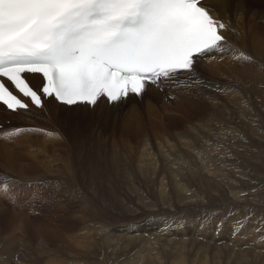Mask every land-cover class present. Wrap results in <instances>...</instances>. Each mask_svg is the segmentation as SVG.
<instances>
[{"label":"bare ground","instance_id":"6f19581e","mask_svg":"<svg viewBox=\"0 0 264 264\" xmlns=\"http://www.w3.org/2000/svg\"><path fill=\"white\" fill-rule=\"evenodd\" d=\"M207 4L212 8L214 17L228 24V29L223 30V32L229 37V48L223 54H217L215 58H206L200 62L197 66V81L193 86L192 79L188 78L181 80L179 83L166 85L163 87V93L147 87L141 100L133 97L112 106H108L105 102H98L99 106H93L92 109L80 105L67 108L48 102L45 108L37 114H33V112H36L35 109L32 113L24 114H8L3 110L0 111V122L4 125V128L0 130V213L4 216L9 212L13 218L7 227L15 232L14 236L9 238H18L17 235H20L18 231L20 230L19 233H21L20 228L23 224L24 213L19 205H10L11 207H9L5 203L8 194L3 192L5 184L11 190L13 185H16L14 179L26 183L28 178H32L30 173L31 170L35 169V166H38L39 163L43 167L47 166L46 152L48 146L61 145L63 141L69 147L65 145L59 151L57 149L53 150L54 156L53 153H50L47 158L48 166L36 178H39L38 183L41 184L54 178L59 185L57 189L54 186L43 185L45 191L52 197L50 199L43 193L40 195L41 200H48V206L44 207L43 212H52L53 217L56 214L64 217L61 214L67 212L68 218L77 219L81 222L82 226L80 227L78 222L80 228L77 231L73 230L75 233H68V236L73 239L71 241L81 244L83 247H89L88 244L94 245L98 251H96L97 253L100 255L106 254L104 257L107 261L104 260L102 264H123L128 259L126 258L128 249V252L133 253L136 249L141 250L145 243H147L145 247L147 254L142 258L141 264H165L164 252L168 253L166 255L168 256L167 260L172 258L171 262L168 261L169 264H189L190 257L199 258V264H208L206 261L208 250H216L212 255L209 254L213 264H264V244H258L264 243V236L262 237L264 228L263 233L262 230L258 233L250 225H246V222L241 219L246 220V215L250 213L245 212V210H242L245 213L243 217L241 214H231L227 218L230 235L234 232L236 235L230 237L229 242L225 241L226 236L220 233L219 230L218 232L215 231L216 227L214 231L207 230L202 221L197 222L196 225H191L188 230L181 229L183 213H201L211 208V206L221 205L222 202L227 205L242 204L249 207V209L264 207V198H262L264 195L254 192L256 189H253L251 185L254 179L262 180L258 177L264 178V140H262L264 136V0H207ZM234 66L236 67L234 68ZM220 68H222L220 74L211 77ZM230 72H232L231 76L234 75L239 80L238 82L231 80V76H228ZM221 76L231 81L234 88L225 86ZM161 79L164 78L161 77ZM38 81L35 80L34 82ZM226 85H229V83H226ZM188 86L195 88L196 91L198 90L200 96H193L194 92H182V90H188ZM203 86H208L212 90H207ZM213 90H216L217 93ZM166 94L174 96L178 104L165 100ZM202 100L206 101V107L201 104ZM201 107H205V112H207L205 114L193 113V117L185 123V127L179 128L180 123L175 118H171V116H180L181 111L203 110ZM144 109L151 112L149 115L150 123L154 124L155 128L151 129V133V130L145 126L146 131L144 132L143 129L142 138L137 140L136 148L140 150L139 158L141 160V168L138 171H140L139 178L147 181L144 180L145 183L140 182L141 189L153 201L150 199L151 203H149L147 198L143 196L144 192L141 193V198L138 200L133 198L132 201L135 204L124 205L122 204L124 201H121L119 203L120 208L124 212L130 213L128 214L129 218L122 222L121 219L106 213L102 208H97V205L95 206L97 198L87 197L88 204L91 207L88 208L97 213L98 220L103 222L101 223L94 218H88L89 216L86 218L87 215L84 214L86 212L85 207L84 210L82 209L83 211L80 210L84 206L85 192L84 195H81V199H83L81 207L73 211L72 203H69L71 194L68 193L66 187L60 184L58 179L69 181L76 188L77 193L90 189L101 200L113 196L112 193L115 195L117 190L114 188L111 191H109L110 189L105 190L101 187L103 183L99 182L103 180L102 178L91 176L87 179L83 176L84 172L76 174L66 166L70 160L68 156L70 158L73 156L72 147L74 144L72 145L68 140L63 124L72 125L75 119H83V121L87 119L92 121V128L101 131L109 124L117 123L119 119L124 117V124L130 127L133 123L131 120L132 115L134 118ZM157 109H160L161 112ZM158 113L166 114L168 119H172V122L179 129L171 132L157 128V123L154 122ZM183 113L188 114V112ZM7 120L9 123L6 124L5 121ZM16 128H22L23 131L17 132L15 131ZM42 130H44L43 133H41ZM40 143L42 147H40ZM83 145V140L82 144L77 145L76 143L77 147ZM96 145L98 146V144ZM152 149H154L155 155H153ZM65 159L67 162L64 165ZM14 163H21L19 164L20 167H15ZM36 175L37 171L34 177ZM77 176L84 178V180L77 179ZM244 177L249 178V180L244 181ZM40 185L37 187L38 192L43 191ZM92 186H95V190L91 189ZM15 187L19 188V185ZM244 189H247V192ZM72 193H74V189H72ZM71 213L72 216L70 217ZM91 214L89 213V215ZM53 217L47 219L48 228L36 224L35 230H32L35 233L34 238H37L35 239L37 240L36 243L41 241V236L44 234L53 235L52 231L54 232V230L49 229L52 228L51 223H56V221H51L55 219ZM154 217L159 222L156 226L149 227L148 225H151V222L148 221ZM253 219L259 221L256 216ZM105 220L112 222L121 220L122 223L120 222L121 226H118L119 228L127 224L128 226L123 230L114 231L119 234L118 237L108 239L106 235L111 224L107 225ZM73 223L75 222L73 221ZM92 223H97L99 227L93 228ZM262 226H264V223H262ZM72 229H75V227ZM175 229L178 230V236H174V240L171 234ZM199 241L212 243V245L207 244L204 246L198 244ZM18 242L17 248L19 249L22 246L23 251L21 248L19 250L23 252L24 258L15 261V251L8 243L6 245V258L7 261L10 260L9 264L41 262L43 257L41 258L40 254H42L45 247L55 250L52 245L54 243L53 238L52 243L51 241L43 243L42 240V244L38 243L36 247L31 241L25 242L19 239ZM219 242L236 243L238 247L251 245L258 248L260 252L255 253L250 246L247 248L249 251L254 252L252 253L253 261L246 257L247 251L232 254L225 247L217 248L216 243ZM75 243L71 244L75 246ZM14 245L15 243H13ZM64 246L66 247V245H63V248ZM196 247L201 249L197 252L203 254H192L191 252H194ZM221 249L223 250L222 253L220 252ZM107 250L111 252L107 253ZM32 252L36 253L35 256L37 254L39 256L35 259ZM189 252L192 255L186 257L185 255ZM55 253H57L56 250ZM79 254L82 255L83 252ZM99 254L97 256H100ZM247 255L251 256L249 253ZM75 257L79 258L78 255H75ZM54 259L49 264H64L65 262ZM92 259L95 263L94 258ZM176 259L177 261L173 263ZM79 262L74 264H80ZM194 262L190 264H194ZM65 264L71 263L67 262Z\"/></svg>","mask_w":264,"mask_h":264},{"label":"snow or ice","instance_id":"6c2138e0","mask_svg":"<svg viewBox=\"0 0 264 264\" xmlns=\"http://www.w3.org/2000/svg\"><path fill=\"white\" fill-rule=\"evenodd\" d=\"M211 12L207 0H0V104L28 110L15 90L37 108L40 93L98 107L196 82L200 62L229 48Z\"/></svg>","mask_w":264,"mask_h":264},{"label":"rangeland","instance_id":"374dc122","mask_svg":"<svg viewBox=\"0 0 264 264\" xmlns=\"http://www.w3.org/2000/svg\"><path fill=\"white\" fill-rule=\"evenodd\" d=\"M235 67L236 66H234V68ZM222 68H220L219 70L214 72L211 75V77L218 76L220 74V72L222 71ZM263 72H264V67H263ZM231 74H232V72H230V74H228V76H231ZM221 78H222V81L225 82L224 83L225 86H229V88L230 87L234 88L231 81L226 80V78L224 76H221ZM231 78H232L231 80L234 82L239 81L235 78L234 75H232ZM194 83L195 82H192V86ZM226 83L227 84L229 83V85H226ZM203 87L207 90H212L208 86H203ZM187 88H188V90H182V92L183 91L194 92L195 94L193 96H200L198 90L196 91L195 88H193V87H191V88L187 87ZM213 91L217 93L216 90H213ZM202 101L203 102L201 104L205 105V107H206L207 106L206 101H204V100H202ZM256 102H258V101H256ZM172 103L178 104V103H176V100L173 101ZM205 107L204 108L201 107L203 110L198 109L195 111L193 109L194 111H191V110L181 111L180 116L179 115L171 116V118H175L180 123L179 128H181L182 126L185 127V123H187V121L190 120L191 117H193V113L194 114L195 113L196 114H198V113L205 114L207 112V111L205 112ZM157 110L159 112H161L160 109H157ZM177 110H179V109H177ZM141 111L142 112L139 115L134 116V118L132 115L131 120L133 123H132V126H130L131 128L129 126H127L126 124H124L125 123V121H123L124 117L119 119L117 121V123H111L107 127L101 129V131L103 130L102 132L99 129L97 130V128L96 129L92 128V121L87 120V119H85L84 121H83V119H80V120L75 119L74 123H73L74 125L73 124L72 125L71 124H69V125L63 124V128H65L64 130H65L66 136L68 137V140L72 143V145L74 144V146H75V147L74 146L72 147L73 148V151H72L73 156L71 158L68 156V159H70V160L66 164L67 161L65 159L63 164L64 165L66 164V166L76 174H80L81 172H84L83 176H85V178H87V179L91 176L95 177V178H102L103 180H101L99 182L103 183L101 185V187L105 188V190L110 189L109 191H111L113 188L115 190H117L115 195L112 193L113 196H110L106 199L101 200L100 198H98V195L93 193L90 189H88L87 191H80L79 193H77L76 188H74V186L69 181H67V180L63 181V180L58 179L60 184L63 187H66L68 189L67 190L68 193H70L72 196V197L70 196V198H69V201L71 199L72 202L70 201L69 203H72L71 206L73 207V209H72L73 211L78 210L81 207V205H82L81 201L83 200V199H81V195H84L86 192V194L84 195V196H86L84 199V206L80 209L81 211H83L84 210L83 208L85 207L86 212H84V214L87 215L86 218L89 216L88 218H94L95 220L99 221L97 218V213L93 212L92 209H90L91 207L88 204L89 202H88L87 197L88 198L90 197L93 199L97 198V204H95V206L97 205L96 206L97 208H100V209L102 208L103 211H106V213H109L110 215H112L114 217H118L119 219L122 220V222L129 218L128 214H130V213L124 212L120 208L121 206L119 203L121 201L122 202L124 201L122 203L124 205L125 204H128V205L135 204L132 200H133V198H135V200H138L139 198H141V193L144 192L143 189H141L142 188L141 183H145V181H146L145 179L141 180L139 178L140 171H138V170L141 168L140 167L141 160L139 158L140 150H138L136 148V143H137L138 139L142 138L143 129H144V132L146 131L145 126L149 130H151V129L153 130L155 128V125L150 123V116L149 115L151 112L148 111L147 109H144ZM183 112H188V114H185ZM77 114H79V113H77ZM80 114H83V113H80ZM15 120H17V119H15ZM157 120H158V122H157ZM65 123H69V122H65ZM154 123L155 124L157 123L156 124L157 128H159V129L161 128L160 130H162V131H165V129H166L168 131L173 132L175 129L176 130L179 129L178 126L175 125L174 122H172V119H168L167 115L163 114V113L157 114L156 121ZM90 124H91V126H90ZM125 130H127V131H125ZM152 130H151V133H152ZM43 132H44V130H42L41 133H43ZM41 133L39 134V137H40ZM250 135H251V132H250ZM38 139H40V138H38ZM82 140H83L84 145L77 147L76 143H77V145L82 144ZM262 140H264V136H263ZM24 143H26V141H24ZM71 143H70V146H71ZM96 144H98V146ZM65 145H67V144H65L62 141L61 145L48 146L47 152H46L47 158H48V156H50L49 155L50 153H53V150L57 149L59 151L60 148L64 147ZM67 146L69 147V145H67ZM40 147H42L41 143H40ZM130 147H131V149H130ZM151 151L153 153L154 149H152ZM52 155L54 156V153ZM153 155H155V152ZM47 158H46V161H47V166H48V159ZM19 164H21V163H14V166L19 168L20 167ZM28 164H30V163H28ZM46 167H43L42 164L39 163L38 166H35V169L31 170L30 174H31L32 178H30V179L28 178V180L26 181L27 184L24 183L23 181L14 179L16 182V185H19V188L15 187L16 185H13L11 190L9 189L7 197L5 198V203L9 207H11L13 205H19V207L23 211L24 220H23V224H22L20 229H21V233H24V234H22V235H24V237H22L21 233H19L20 232V230H19L18 234H20V235L19 236L17 235L18 238H9L11 236H14V232H15V231H12V229H10V227H7L9 225V222L11 223L13 218L11 217V213H9V212L7 214H4V216H3V214L0 213V217H1L0 218V264H5V263L9 264L10 260L7 261V258H6V255H7L6 245L8 243H9V246H12V248L14 249L15 261H17V259H19V258L20 259L24 258L23 257L24 254L22 252L23 251L22 246L20 247L22 251L19 250L20 248L19 249L17 248L18 243H19L18 242L19 239H22L25 242L31 241L34 244V246L36 247L38 245V243L42 244V242H41L42 240H43V243H49L50 241L52 243V238H53V242H54V243H52V245L54 246L57 253H55V250H52L51 248L45 247V249L43 250L44 253L42 252V254H40V257L41 258L43 257L42 258L43 260L41 262L32 261V264H49V263H51V260H53L54 258H55L54 260H56V261H60V260L63 262L65 261L64 264L67 262L74 264L78 261H80L79 262L80 264L81 263L82 264H86V263L92 264V263H94L92 258H94V260H95L94 264H97V263L102 264L106 258V257H104L106 254L100 255L99 253H97L98 251L95 249L94 245L88 244L89 247H86V246L83 247L81 244H77L74 241H71L73 239L69 238L68 233H72L73 230L77 231L82 226L81 222H79L77 219L68 218L67 212H63L61 214L64 217H60L59 214H56L53 217V215L51 214L52 212L51 213H47V212L44 213L43 212L44 207L48 206L47 205L48 200L47 199L41 200L40 195L43 193L44 195L48 196L50 199L52 198L50 196V194L45 191V188L43 187V185L54 186L56 189L59 187L57 181L54 178H51V180H46L43 184L38 183L39 178L38 179H36V178L41 173V171L44 170ZM27 170H28V166H27ZM36 171H37V175L34 177ZM76 178L84 180V178H81L79 176H77ZM258 178H261L262 180H259L256 178L253 180V182H251V185H252L253 189H256L254 192L258 193L259 195H264V186H263L264 185V178L263 177H258ZM243 179H245L244 181L249 180V178H247V177H244ZM12 182H14V181H12ZM40 182H42V181H40ZM21 183H23V184H21ZM39 185L41 188H43L42 192H38L37 187ZM72 189H74V193H72ZM91 189L95 190V186H92ZM244 190L247 192V189H244ZM244 190H243V193H244ZM143 196L145 198H147V201L149 203H151V200L153 201V199L149 195H145V192L143 193ZM262 198H264V196H262ZM142 199H144V198H142ZM85 200H86V202H85ZM222 203H221V205H218V206H213V207L211 206V208H209V209H207L201 213H183L181 229L182 230H188L191 225H196L197 222L202 221L207 230L214 231V228L216 227L215 231L218 232V230H219L220 233H222L223 235L226 236L227 239L225 238V241L229 242L230 237H232V236L234 237L236 235H235V232L234 233L232 232L233 234L230 235V232H229L230 228H228V226H227V221H228L227 218L231 214H233V215H236V214L240 215L241 214V216L243 217L245 213H243L242 210H245V212L250 213L249 214L250 216L246 215V220L244 218L241 220H244L246 222L245 223L246 225H250L258 233H260V230H262V233H263L264 226H262V223H264L263 222L264 221V207L249 209V207L243 206L242 204L227 205V204H224L225 202H222ZM118 204H119V206H118ZM112 206H115V207H112ZM76 207H78V208H76ZM88 207H90V208H88ZM6 211H8V210H6ZM87 211H88V214H87ZM89 213L90 214L92 213V214L89 215ZM63 214H65V215H63ZM71 216H72V213L70 214V217ZM254 216L258 217L259 221L257 219L254 220L253 219ZM52 217L55 219H52L51 221H56V223L54 222L53 224L50 222L52 225L51 226L52 228H49V229L54 230V232L51 230L53 235L51 236L48 234L47 235L44 234L41 236L42 237L41 241L36 243L37 240H35V239H37V238H34L35 233H33L32 230H35L34 228H35L36 224H37V226H40L43 228H48L47 219L52 218ZM248 217H250V218H248ZM37 218H38V220H37ZM64 218H66V219L63 221ZM67 219H70V220H67ZM249 219H250V221H249ZM61 220H62V222H61ZM121 220L120 221H113V222L105 220L107 225L111 224V226L109 227V230L107 231V235H106V237L108 239L118 237L119 234H116L114 231L123 230L125 227L128 226V224H127L126 226L119 228L118 226H121V223H122ZM73 221L75 223H73ZM1 222H2V224H1ZM78 222L80 223V227H78V225H79ZM99 222H101V221H99ZM148 222H151V225H148L149 227H151V226H156L159 221H158V219H156V217H154V218H151V220ZM101 223H103V222H101ZM240 223H242V222L240 221ZM25 224H26V226H25ZM76 224H77V226H76ZM74 227H75V229H72ZM76 227H78V228L76 229ZM98 227H99V225L97 223L93 224V228H98ZM256 227H257V229H256ZM73 233H75V232H73ZM177 233H178V230L175 229V231H173L171 234V237H173L174 240H175L174 236H178ZM217 236H219V234H217ZM263 236L264 235H262V237ZM25 238H26V240H25ZM8 239H10V240H8ZM263 239H264V237H263ZM199 242L200 243H198V244H203L204 246L207 244H209L210 246L212 245V243H203V241H199ZM13 243H15L14 246H13ZM71 243H75L74 245L75 246L78 245L79 247H77V246L75 247ZM258 244H264V243H258ZM63 245H66V247L64 246V248H63ZM143 245H145V246L144 247L142 246L141 250L136 249L133 253L128 252L129 251V249H128L126 252V258H128V259L125 260L123 262V264H141L142 258L147 254V249L145 248L147 243H145ZM249 246L252 247V249L255 253L260 252V250L258 248H255L251 245H249ZM249 246H245L246 247L245 248V247H238L236 245V243H222V242L216 243L217 248L225 247L232 254H234V253L240 254V253L247 251V253H249V255H251V256H248L246 253L245 254L246 257L248 259H250V260L252 259L254 261V258L252 255V253H254V252L252 250H250L251 251L250 252L249 249H247ZM82 247H83V249H82ZM241 248H242V250H241ZM68 250H69V252H68ZM70 250H73V251H70ZM200 250H201L200 248L196 247L194 252H191V253L192 254H195V253L203 254V253L197 252ZM52 251H54V252H52ZM60 251H62L63 253ZM108 251L109 250H107V253L111 252V251H109V252ZM215 251L216 250H213V251L208 250V253H207L208 258L206 259L208 264H213V261H212V258L210 255H212ZM82 252H83L82 255L79 254ZM220 252L222 253L223 250L221 249ZM46 253H47V255H45ZM98 254L100 256H97ZM164 254H165L164 255L165 256V264H169V262L172 261V258H170V260H167L168 256H166V255L168 253L164 252ZM192 254H190V252H189L185 256L187 257V256H190ZM32 255L35 256L36 253L32 252ZM75 255L76 256L78 255L79 258L75 257ZM86 255H88V256H86ZM37 256H39V254H37ZM37 256H35V259ZM82 256H84V257H82ZM47 257H48V259H47ZM210 258H211V260H210ZM71 260H73V261H71ZM87 260H89V261H87ZM221 260H222V258H221ZM81 261H84L86 263L81 262ZM105 261H107V260H105ZM176 261H177V259L174 260L173 263ZM191 262H194V264H199V258L194 259V258L190 257V263ZM210 262H212V263H210ZM12 263H13V260H12Z\"/></svg>","mask_w":264,"mask_h":264}]
</instances>
